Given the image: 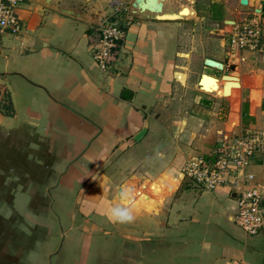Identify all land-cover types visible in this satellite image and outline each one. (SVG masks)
Masks as SVG:
<instances>
[{"label":"crops","instance_id":"crops-1","mask_svg":"<svg viewBox=\"0 0 264 264\" xmlns=\"http://www.w3.org/2000/svg\"><path fill=\"white\" fill-rule=\"evenodd\" d=\"M52 1L83 8L87 21L44 0H26L17 12L22 32L0 37V86L9 97V114L0 111V162H11L7 173L22 178L17 194L50 191L54 203L80 206L86 227L108 231L97 238L80 232L84 264H264V226L250 235L233 222V188L205 191L182 174L187 160L209 156L220 139L245 127L264 131V36L256 52L233 43L248 19L242 10H254L235 0L222 20L233 22L230 30L213 17V27H203L205 39L217 47L207 58L239 59V86L226 96L221 73L186 48L190 32L180 21L142 20L125 8L115 13L109 0ZM190 9L201 24L211 18L209 10ZM113 14L124 37L104 72L88 34ZM193 68L199 74L194 84ZM202 74L216 81L199 84ZM252 89L261 91L260 107L250 98ZM176 114L183 116L177 120ZM247 171L256 176L264 209V153L251 158ZM122 184L135 189L136 219L111 223L107 211L120 202ZM64 194H77V202ZM103 242L102 250L91 246Z\"/></svg>","mask_w":264,"mask_h":264},{"label":"rangeland","instance_id":"rangeland-1","mask_svg":"<svg viewBox=\"0 0 264 264\" xmlns=\"http://www.w3.org/2000/svg\"><path fill=\"white\" fill-rule=\"evenodd\" d=\"M131 1L120 0L121 5L114 6L112 10L114 11L117 8L115 13H118V11L125 8L124 10L129 12ZM234 3L235 0H165V5L174 9L187 6L193 10L200 9L205 12L209 10L211 13L209 21L205 20L203 24L196 21V18L180 21L182 27L184 26L190 32L187 35L189 45L186 48L191 47L194 49L192 55L198 57L199 62L206 57V52L217 50L215 44L212 45L213 41L205 39L203 27H213L210 20L212 21L214 18V20L221 21V29L230 30L231 25L223 23L222 20L230 17L232 10L235 9ZM242 11V17L248 19L259 18L257 14H246L250 13L248 10ZM114 15L111 17L112 19H115L116 16ZM219 34H221V31ZM207 37H214V35L208 34ZM200 51L204 52L203 56L198 55ZM181 55L179 57L181 61L190 63L188 56ZM192 72H190L192 74L191 81L194 84L193 82L196 83L199 74L194 72V68ZM182 93H185V90ZM5 94L7 92L4 88H0V97ZM174 116L175 119L179 120L183 115L176 114ZM165 119H167V115L164 117ZM172 119L170 117V120ZM227 133L231 132L228 131ZM10 165L11 162H0V171H3L0 173V264H84L85 252L79 250L78 247L81 243L77 242L81 240L78 236L80 232L97 238L99 236L105 237L108 231L102 228L89 227L88 225L87 228L84 223L88 217L80 214L81 207L76 205L71 209V204L68 202L58 203L57 201L54 203L55 197L49 193L50 191L47 194L38 192L36 194H17V185L23 184V180L22 178L17 180L7 173ZM23 190H26V187L21 188V191ZM63 196L66 199L68 198L67 194ZM73 198L68 199L69 201L72 200L73 203L77 202L75 201L77 194ZM87 245L89 243L85 244V246ZM105 245L103 242L100 245L97 244V246L93 243L91 246L94 250H102ZM88 263L89 261H86V264ZM92 264L97 263L93 262Z\"/></svg>","mask_w":264,"mask_h":264},{"label":"built area","instance_id":"built-area-1","mask_svg":"<svg viewBox=\"0 0 264 264\" xmlns=\"http://www.w3.org/2000/svg\"><path fill=\"white\" fill-rule=\"evenodd\" d=\"M26 0H0V37L19 35L23 26L17 12ZM109 8L120 6V0H109ZM100 40L93 58L101 71L109 69L113 49L124 37V28L117 18H103L97 25ZM264 27L260 18L246 19L234 36L240 50L260 51ZM264 153V131L243 128L238 133L220 139L209 156H196L186 161L182 174L192 184L205 191L231 187L236 192L233 222L246 234L255 235L264 226L263 196L256 176L247 171L251 158Z\"/></svg>","mask_w":264,"mask_h":264},{"label":"water","instance_id":"water-1","mask_svg":"<svg viewBox=\"0 0 264 264\" xmlns=\"http://www.w3.org/2000/svg\"><path fill=\"white\" fill-rule=\"evenodd\" d=\"M44 5L50 8H54L64 15L82 21H87V13L83 8H66L62 6L59 1L53 2L52 0H44ZM239 5L252 8L254 10V13L259 16L261 22L264 24V0H239ZM185 8L186 7H183L181 10H184ZM181 10L174 9L171 6H165L163 0H133V2L131 3L132 15L142 20L178 22L194 18V12H191L192 15H181ZM224 23L230 25L233 24L232 21H224ZM238 63L239 59L237 57H231L230 59L223 61V63L209 58H206L204 60L205 66L216 69L221 73L220 80L223 81L222 89L224 94H229L230 86H239V74L236 71ZM204 78L216 81L215 78H212L206 74H202L199 84ZM256 80V84H258L259 76L256 77ZM124 96H126V94H124ZM250 98H253L255 100V105L257 107L261 106V91L259 89H252L250 91ZM232 122L233 121H230L228 123L226 127L227 132H231L234 127L238 126V121L236 120V126H232L229 130L228 126L232 124ZM143 133L144 131H142L135 139L138 140Z\"/></svg>","mask_w":264,"mask_h":264},{"label":"clouds","instance_id":"clouds-1","mask_svg":"<svg viewBox=\"0 0 264 264\" xmlns=\"http://www.w3.org/2000/svg\"><path fill=\"white\" fill-rule=\"evenodd\" d=\"M158 155H161L158 153ZM135 197V189L124 185L118 192L119 203L113 204L107 211V218L111 223L128 224L135 221L132 202Z\"/></svg>","mask_w":264,"mask_h":264},{"label":"trees","instance_id":"trees-1","mask_svg":"<svg viewBox=\"0 0 264 264\" xmlns=\"http://www.w3.org/2000/svg\"><path fill=\"white\" fill-rule=\"evenodd\" d=\"M88 35H89V39L91 41H95L97 43L100 40V33L96 29H93L92 31H90V33ZM118 45H119V43H118ZM118 45H117V47H115L113 49V53L116 52ZM0 88H2V87L0 86ZM0 111H2L6 115L9 114V97H8V94H5L4 96L0 97Z\"/></svg>","mask_w":264,"mask_h":264},{"label":"bare ground","instance_id":"bare-ground-1","mask_svg":"<svg viewBox=\"0 0 264 264\" xmlns=\"http://www.w3.org/2000/svg\"><path fill=\"white\" fill-rule=\"evenodd\" d=\"M164 1L165 0H163V3H164ZM183 7H186L184 10H181ZM183 7H181L180 8V10L182 11L181 12V15H192L191 14V12H193V11H191V9L189 8V7H187V6H183ZM223 85V84H222ZM234 87L235 86H230L229 88H230V90H229V94H225L226 96H232V90L234 89ZM236 123V121H234V123L233 124H230L229 126H230V128L232 127V125H234ZM130 178H133V176H131ZM123 186V185H122ZM153 189H154V187H153Z\"/></svg>","mask_w":264,"mask_h":264}]
</instances>
